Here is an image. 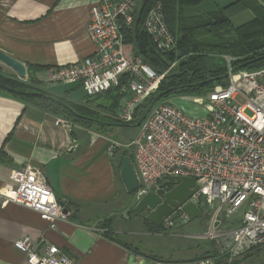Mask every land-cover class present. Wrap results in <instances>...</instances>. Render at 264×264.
<instances>
[{
	"label": "built area",
	"instance_id": "1",
	"mask_svg": "<svg viewBox=\"0 0 264 264\" xmlns=\"http://www.w3.org/2000/svg\"><path fill=\"white\" fill-rule=\"evenodd\" d=\"M138 1L95 0L87 26L93 52L49 73L51 83L75 84L87 97L116 89L120 108L115 119L121 124L133 121L138 106L155 94L166 74L132 61L125 52L121 30L132 26ZM143 28L159 52L176 48L159 4L148 11ZM190 97L202 115L188 114L169 100L155 105L137 127L127 145L137 178L131 196L134 206L150 192H170L174 186L160 189L168 177L193 179L194 193L183 205L191 203L208 216L202 234L183 238L205 241L212 251L191 260L153 264H253V258L264 253V67L249 72L228 68L225 84ZM10 180L11 186L0 190V208L11 203L31 210L50 230L68 222L64 205L41 170L27 165L13 171ZM183 205L174 207L155 227L159 230L148 235L172 234L190 220ZM13 247L26 264H72L56 246H40L29 237Z\"/></svg>",
	"mask_w": 264,
	"mask_h": 264
},
{
	"label": "crops",
	"instance_id": "2",
	"mask_svg": "<svg viewBox=\"0 0 264 264\" xmlns=\"http://www.w3.org/2000/svg\"><path fill=\"white\" fill-rule=\"evenodd\" d=\"M94 2L0 0V52L36 67L37 88L58 98L50 69L93 52L87 26ZM0 73L15 76L2 63ZM66 123L0 94V190L11 186L13 171L27 165L38 168L69 217L50 230L31 210L11 203L0 208V264H26L13 247L24 237L40 246H56L72 264H153L150 253L131 251L100 228L105 220L134 213L133 198L119 174L129 142L121 135L124 126H105L99 133Z\"/></svg>",
	"mask_w": 264,
	"mask_h": 264
},
{
	"label": "trees",
	"instance_id": "3",
	"mask_svg": "<svg viewBox=\"0 0 264 264\" xmlns=\"http://www.w3.org/2000/svg\"><path fill=\"white\" fill-rule=\"evenodd\" d=\"M205 1H138L132 26L121 30L125 52L132 61L147 65L157 74H166L155 94L138 106L130 124H121L115 119L116 111L120 108V97L116 89L93 97L85 96L87 99L85 103L88 104H92L93 99L101 97L106 99V102L97 103L94 108L68 103L40 91L35 85L36 80L33 76L36 67L30 65L26 66L27 80H19L16 76L0 73V94L8 95L54 117L68 120L74 126L103 133L105 126L110 125L134 127L155 105L169 98L208 94L214 85H223V82H226L228 68L233 72L263 68L264 0H234L227 6L198 15L186 13V9L197 7ZM157 4L162 7L166 25L176 39V48L165 54L156 49L143 28L148 11ZM242 14L247 15L248 18L234 25L233 19ZM89 111L95 112L101 119L93 118ZM123 155L128 156L132 161L130 148L124 151ZM129 213L131 214L130 211ZM144 223L147 236L148 233L159 230L149 223ZM101 226L106 229L104 236L123 245L113 233L109 219L102 222ZM208 245L210 247L204 249L201 254L187 260L210 253L212 246ZM123 246L130 249L126 245ZM152 258L154 261H173Z\"/></svg>",
	"mask_w": 264,
	"mask_h": 264
},
{
	"label": "rangeland",
	"instance_id": "4",
	"mask_svg": "<svg viewBox=\"0 0 264 264\" xmlns=\"http://www.w3.org/2000/svg\"><path fill=\"white\" fill-rule=\"evenodd\" d=\"M233 1L234 0H206L197 7L186 9V13L188 15L190 14L198 15L206 11L222 8L224 6H227ZM242 15L240 17L233 19L234 25H237L248 18L247 15L246 16L244 14ZM241 72H249V71H241ZM51 86L52 87L54 86L55 90L53 91L57 93L58 98L60 97L62 100L68 103L84 105L89 108H94V106L97 103H102L103 101L106 102V99H103L101 97L99 99H93L94 102H92V104L85 103L87 99H85L83 91L78 89L75 84H66V85L52 84ZM220 86L221 85H217V84L214 85L213 89H211V91H209L208 93L218 89ZM169 100L172 101V104L174 106L185 111L188 114L202 115V113H204L200 107L192 103V99L190 96L173 97V98H169L166 101ZM147 106L148 104L145 105V108ZM99 113L102 114V112L100 111ZM89 114H91L93 118L101 119V117L97 115L95 112L89 111ZM65 121L68 124L74 126L68 120ZM122 131L123 134L121 135L125 139L124 141L127 140L129 141L133 139V137L135 136L137 132V128L133 126H129L125 128L123 127ZM204 214H205V210L202 209V214L198 218L190 219L187 220L185 223H182L181 226L173 230L172 234H168V235L163 234L161 236H156V235L147 236L146 234L147 228L145 227V223L143 222L144 215L136 217L135 215L128 213L127 215L123 216L124 218L127 219L118 218L119 219L118 220L112 218L110 220L112 226L110 227L111 228L113 227V231L115 230L116 232H118L117 238L119 242L122 243L123 245H126L130 249H135L143 253H150L153 257L162 258L163 260H187L193 256H197L201 254V252L204 249L210 247L208 243L205 241L188 240L183 238L184 236L187 235H199L205 231L206 218L204 217ZM238 216L239 214L227 220L228 223H233ZM100 224H102V222ZM101 227H100L101 229L103 230L105 229L103 226ZM252 262L253 264H262L264 262V253L258 254L256 258H253Z\"/></svg>",
	"mask_w": 264,
	"mask_h": 264
},
{
	"label": "water",
	"instance_id": "5",
	"mask_svg": "<svg viewBox=\"0 0 264 264\" xmlns=\"http://www.w3.org/2000/svg\"><path fill=\"white\" fill-rule=\"evenodd\" d=\"M0 63L9 68L19 80L26 78L25 65L3 52H0ZM141 121L134 127H138ZM119 174L126 193L131 196L137 188V178L128 156L121 158ZM165 186H174V188L165 194L163 190H159L157 193L150 192L133 206L134 214L146 213L144 220L154 227H159L163 219L172 214L174 207L183 205L194 193V180L191 178L168 177L161 184L160 189ZM183 210L189 219H196L201 215L200 210L191 203L183 205ZM64 212L66 213V210ZM207 216L204 214L205 218Z\"/></svg>",
	"mask_w": 264,
	"mask_h": 264
},
{
	"label": "flooded vegetation",
	"instance_id": "6",
	"mask_svg": "<svg viewBox=\"0 0 264 264\" xmlns=\"http://www.w3.org/2000/svg\"><path fill=\"white\" fill-rule=\"evenodd\" d=\"M134 215H135V214H134ZM141 215H142V216L144 215V216H143V218H145V216H146V213H142V214L135 215V216H136V217H139V216H141ZM143 222H146V221L144 220ZM146 223H147V222H146Z\"/></svg>",
	"mask_w": 264,
	"mask_h": 264
}]
</instances>
